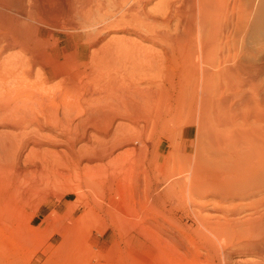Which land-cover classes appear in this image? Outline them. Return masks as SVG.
<instances>
[{
  "label": "bare ground",
  "instance_id": "1",
  "mask_svg": "<svg viewBox=\"0 0 264 264\" xmlns=\"http://www.w3.org/2000/svg\"><path fill=\"white\" fill-rule=\"evenodd\" d=\"M134 133L198 221L195 264L233 240L264 264V0H0V221L61 189L43 147L90 177Z\"/></svg>",
  "mask_w": 264,
  "mask_h": 264
},
{
  "label": "rangeland",
  "instance_id": "2",
  "mask_svg": "<svg viewBox=\"0 0 264 264\" xmlns=\"http://www.w3.org/2000/svg\"><path fill=\"white\" fill-rule=\"evenodd\" d=\"M224 1L229 4L231 2ZM122 37L121 35L120 38ZM60 38V48L65 47L69 52L77 48L73 42H69L71 45L63 44L65 34ZM78 49L77 51L83 54L82 59H87L88 48L78 46ZM155 77L150 75V78ZM161 77L159 75V78ZM92 81L85 80V83L89 82V88L82 86L81 90L85 88L82 90L85 91L83 94L93 90ZM53 83L51 86L56 85ZM81 90L75 91L74 95L81 96ZM55 91L53 94L56 96L58 93ZM134 134L128 147L120 146L103 161L106 173L95 174L96 178L101 179H96L91 174L90 177L89 174L85 175L86 168H92L89 166L93 165H86L84 161L80 166L70 164L72 161L68 159L64 147H43L52 153L46 159V165L51 169L48 170L60 173L61 177L64 174L63 179L59 177L63 185L58 192L52 194V191H48L50 195L47 196V203L39 207L36 204L34 208L30 206L23 209L25 212L18 217L0 221V264H195L198 261L212 263V256L205 250V247L208 248L207 244L198 232V221L187 214V206L182 200L178 202L177 196L166 193L169 187L166 178L171 174L164 171L158 174L159 166L157 169L156 166L149 165L150 154L142 152L140 155L141 146L135 140L137 134ZM163 146L166 149L164 155L173 151L166 141ZM31 147L28 146L24 150L21 161L32 150ZM54 153L57 157L53 156ZM59 158L62 161H59ZM21 161L22 167L24 165ZM109 161L113 163L110 164ZM31 162L28 160L25 166L32 168L33 164L29 165ZM53 162L56 163L52 164ZM170 166L171 160L168 164L169 168ZM68 169H74V172H68ZM81 169H85L84 172L79 171ZM70 172L71 174H68ZM75 173L80 175L75 177ZM66 178H70L68 181L72 186L67 183ZM156 193L160 194V200L152 197ZM93 198L96 201H93ZM68 206L73 211L70 212ZM233 242L235 241H232L231 246L223 243L218 245L219 251L228 252L226 261L229 264L253 262L254 258L246 256L247 253L234 246ZM194 248L199 250V260L194 259Z\"/></svg>",
  "mask_w": 264,
  "mask_h": 264
}]
</instances>
